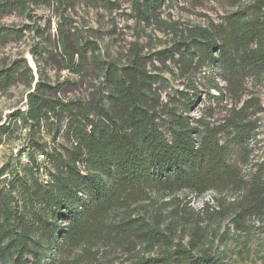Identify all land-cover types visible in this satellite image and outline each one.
Returning a JSON list of instances; mask_svg holds the SVG:
<instances>
[{"label":"trees","instance_id":"1","mask_svg":"<svg viewBox=\"0 0 264 264\" xmlns=\"http://www.w3.org/2000/svg\"><path fill=\"white\" fill-rule=\"evenodd\" d=\"M158 1H137V9L147 17ZM239 1L218 23L191 31L201 53L196 61L195 52L185 55L190 66L218 69L207 74L218 93H208L209 98L220 100L224 93L217 77L236 102L248 77L264 78V0ZM70 5L71 0H0V15L32 17L31 11L42 6L60 12L55 33L44 35L34 25L0 27V53L25 30L43 45L31 47L34 58L81 75L91 68L103 77L91 93L71 98L67 93L78 87L77 81L50 83L41 75L35 80L25 58L6 62L7 57H0V92L17 83L29 88L26 109L15 110L0 126V144L12 135V127L28 130L22 149L0 167V264H40L34 250L39 239L52 249L48 264H115L99 260L97 248L116 245L131 251L138 242L168 244L158 225L130 210L151 193L239 190L245 213L264 208V177L255 173L245 179L243 159L234 156L255 132L257 123L250 118L257 108L254 97L240 107L235 102L218 125L203 116L192 122L164 110L146 57L136 50L121 66L100 60L96 42L89 37L83 41L66 14ZM221 129H230L224 141L218 136ZM22 150L26 162L20 159ZM79 247L82 253L74 254ZM192 249L177 243L168 252L116 264H215L210 254L195 255ZM27 255H33L31 263Z\"/></svg>","mask_w":264,"mask_h":264},{"label":"rangeland","instance_id":"2","mask_svg":"<svg viewBox=\"0 0 264 264\" xmlns=\"http://www.w3.org/2000/svg\"><path fill=\"white\" fill-rule=\"evenodd\" d=\"M137 1L142 0H71L66 14L81 30L83 41L89 37L96 42L100 60L113 61L121 66L136 50L145 56L147 69L154 76L153 87L160 94V101L166 104L164 110L172 109L177 114L189 116L192 122L203 116L214 125L222 123L236 100L227 93L226 84L220 77L216 80L224 93L220 100L216 99L218 93L210 88L207 74L209 71L218 72L217 67L201 66L196 70L185 55L195 52L196 61L197 54L201 53L198 42L190 37L192 29L218 23L225 11L235 7L233 1L237 0H160L147 17L139 13ZM240 2L245 3L246 0ZM59 14L55 15L49 6L34 9L30 14L32 17L18 12L2 14L0 27L23 29L24 25H34L47 35L49 31L55 33ZM33 45L43 47L31 32L23 30V36L10 41L0 57H7L6 62L15 57L25 58L35 80L41 75L50 83L66 79L77 81L78 87L67 93L71 98L91 93L92 86L103 81L102 73L97 74L91 68L81 75L57 69L59 66L55 62L34 58L31 52ZM28 90L23 83H17L0 92V126L15 110L26 109ZM196 91L199 92L198 98ZM243 91L236 102L237 107L249 97H254L257 102L256 112L250 117L257 123L255 132L243 147L234 151L236 158L243 159L240 164L244 178L248 180L255 173L264 177V78L257 81L248 77ZM208 93L215 97L209 98ZM192 103L193 108L189 109ZM12 130V135L6 136L0 144V167L25 145L23 136L27 128L19 126L12 127ZM228 131L230 129H221L218 133L222 141L228 138ZM43 135L49 140L47 134ZM20 154L21 161L26 162L27 151L22 150ZM38 159H42L41 156ZM211 191L219 207L215 211L202 207V195L206 191L199 195L191 190H182L176 195L151 193L148 199L135 202L130 206L133 216L158 225L170 242L153 245L138 242L131 251L121 246L101 245L96 251L97 258L115 264L129 263L168 252L181 243L187 248L193 247L195 255L210 254L215 264H264V208L245 213L242 210L243 191H227L222 195ZM33 239L35 241L37 237ZM38 243L34 250L38 253L39 262L48 264L52 249L46 239H39ZM73 253H82L81 247L74 249ZM26 257L31 263L33 255Z\"/></svg>","mask_w":264,"mask_h":264},{"label":"built area","instance_id":"3","mask_svg":"<svg viewBox=\"0 0 264 264\" xmlns=\"http://www.w3.org/2000/svg\"><path fill=\"white\" fill-rule=\"evenodd\" d=\"M202 197H203V206L202 207H205L211 211H215L219 208L218 204L214 198V194L212 193L211 190H207L202 195Z\"/></svg>","mask_w":264,"mask_h":264}]
</instances>
